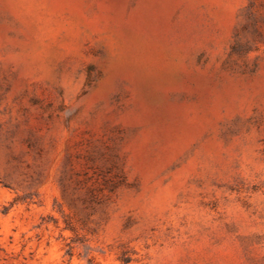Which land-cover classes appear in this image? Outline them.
I'll return each mask as SVG.
<instances>
[{"label": "rangeland", "instance_id": "1", "mask_svg": "<svg viewBox=\"0 0 264 264\" xmlns=\"http://www.w3.org/2000/svg\"><path fill=\"white\" fill-rule=\"evenodd\" d=\"M0 264H264V0H0Z\"/></svg>", "mask_w": 264, "mask_h": 264}]
</instances>
